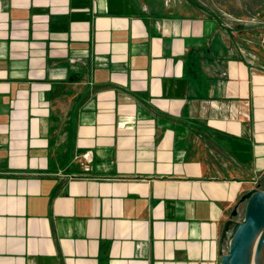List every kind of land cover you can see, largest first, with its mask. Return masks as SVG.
<instances>
[{
	"label": "crops",
	"instance_id": "0c3cea01",
	"mask_svg": "<svg viewBox=\"0 0 264 264\" xmlns=\"http://www.w3.org/2000/svg\"><path fill=\"white\" fill-rule=\"evenodd\" d=\"M218 34L190 0H0V264H221L264 70L191 58Z\"/></svg>",
	"mask_w": 264,
	"mask_h": 264
},
{
	"label": "water",
	"instance_id": "95a60500",
	"mask_svg": "<svg viewBox=\"0 0 264 264\" xmlns=\"http://www.w3.org/2000/svg\"><path fill=\"white\" fill-rule=\"evenodd\" d=\"M239 202L244 203L242 218H234L235 206L221 230L219 244L227 239L221 264H264V180L243 193Z\"/></svg>",
	"mask_w": 264,
	"mask_h": 264
},
{
	"label": "trees",
	"instance_id": "16d2710c",
	"mask_svg": "<svg viewBox=\"0 0 264 264\" xmlns=\"http://www.w3.org/2000/svg\"><path fill=\"white\" fill-rule=\"evenodd\" d=\"M190 1L193 5L204 11L209 18L216 20L217 27L222 30L224 34V38L219 34L218 36H213L206 48L193 50L191 58L199 56L205 58V60H218L222 57L219 56V54H221V49V55L229 54L250 66L264 70L263 56L256 51V55H258L255 57V51L252 45L255 44L260 51H264V26L262 24L264 20L262 22L260 20L258 23L237 20L227 21L221 13L210 9L202 2L198 0ZM226 42L230 43L227 48L224 46ZM206 52L208 53L207 55ZM196 53H198V55H196ZM192 67H194L193 64ZM192 70V74H195L194 68Z\"/></svg>",
	"mask_w": 264,
	"mask_h": 264
},
{
	"label": "rangeland",
	"instance_id": "374dc122",
	"mask_svg": "<svg viewBox=\"0 0 264 264\" xmlns=\"http://www.w3.org/2000/svg\"><path fill=\"white\" fill-rule=\"evenodd\" d=\"M210 9L221 13L227 21L237 20L251 23H258L264 20V0H198ZM264 26V22H262ZM253 45L254 56L257 57L258 51L264 60V51ZM243 205L241 202L238 207L237 215L234 217L240 219L243 216Z\"/></svg>",
	"mask_w": 264,
	"mask_h": 264
},
{
	"label": "built area",
	"instance_id": "2783aa9c",
	"mask_svg": "<svg viewBox=\"0 0 264 264\" xmlns=\"http://www.w3.org/2000/svg\"><path fill=\"white\" fill-rule=\"evenodd\" d=\"M89 162V152H85L81 155V164L85 166L87 169V163ZM257 185L256 187H260L262 183L255 182ZM239 220V219H238Z\"/></svg>",
	"mask_w": 264,
	"mask_h": 264
},
{
	"label": "bare ground",
	"instance_id": "6f19581e",
	"mask_svg": "<svg viewBox=\"0 0 264 264\" xmlns=\"http://www.w3.org/2000/svg\"><path fill=\"white\" fill-rule=\"evenodd\" d=\"M263 251H264V249H263Z\"/></svg>",
	"mask_w": 264,
	"mask_h": 264
}]
</instances>
